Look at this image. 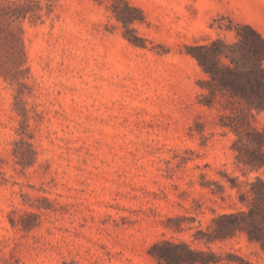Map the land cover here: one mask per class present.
<instances>
[{"label": "rangeland", "instance_id": "obj_1", "mask_svg": "<svg viewBox=\"0 0 264 264\" xmlns=\"http://www.w3.org/2000/svg\"><path fill=\"white\" fill-rule=\"evenodd\" d=\"M128 1L129 26L112 0H43L23 23L19 78L0 76V264H161L162 239L264 264L246 231L210 239L264 168L237 161L189 50L240 22L264 36V0Z\"/></svg>", "mask_w": 264, "mask_h": 264}, {"label": "trees", "instance_id": "obj_2", "mask_svg": "<svg viewBox=\"0 0 264 264\" xmlns=\"http://www.w3.org/2000/svg\"><path fill=\"white\" fill-rule=\"evenodd\" d=\"M100 1V0H99ZM48 12L52 0H47ZM112 11L124 25L143 20L142 11L128 0H112ZM43 0H0V46L11 44L10 61L0 62V76L18 79L25 54L21 35L23 23L42 18ZM136 38L132 39L136 42ZM207 80L210 98L207 104L218 107V125L236 133L233 148L237 161L250 169L264 168V130L254 122L255 113L264 111V36L251 24L237 25L236 40L215 37L189 47ZM209 97V96H208ZM241 193L247 209L223 213L210 239H223L246 231L251 240L264 248V178L257 176ZM151 253L161 264H210L213 252L193 249L185 241L162 239L152 245Z\"/></svg>", "mask_w": 264, "mask_h": 264}]
</instances>
